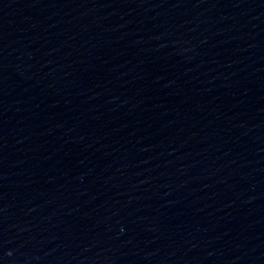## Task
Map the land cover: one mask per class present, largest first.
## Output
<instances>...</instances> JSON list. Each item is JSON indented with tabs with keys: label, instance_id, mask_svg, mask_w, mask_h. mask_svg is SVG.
I'll return each mask as SVG.
<instances>
[{
	"label": "water",
	"instance_id": "obj_1",
	"mask_svg": "<svg viewBox=\"0 0 264 264\" xmlns=\"http://www.w3.org/2000/svg\"><path fill=\"white\" fill-rule=\"evenodd\" d=\"M0 264H264V0H0Z\"/></svg>",
	"mask_w": 264,
	"mask_h": 264
}]
</instances>
